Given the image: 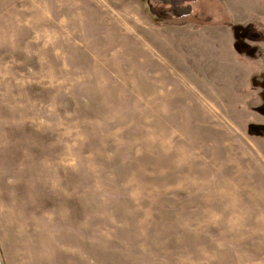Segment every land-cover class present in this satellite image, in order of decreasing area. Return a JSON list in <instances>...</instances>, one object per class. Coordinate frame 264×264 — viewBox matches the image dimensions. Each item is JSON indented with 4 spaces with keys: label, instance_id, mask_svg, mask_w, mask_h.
I'll list each match as a JSON object with an SVG mask.
<instances>
[{
    "label": "rangeland",
    "instance_id": "1",
    "mask_svg": "<svg viewBox=\"0 0 264 264\" xmlns=\"http://www.w3.org/2000/svg\"><path fill=\"white\" fill-rule=\"evenodd\" d=\"M146 1L0 0V264H264V0Z\"/></svg>",
    "mask_w": 264,
    "mask_h": 264
},
{
    "label": "flooded vegetation",
    "instance_id": "2",
    "mask_svg": "<svg viewBox=\"0 0 264 264\" xmlns=\"http://www.w3.org/2000/svg\"><path fill=\"white\" fill-rule=\"evenodd\" d=\"M150 0H147L146 2H147V4H148V2H149ZM161 1V5L160 6H162V5H164V3L166 4H168V5H170L171 7H172V5H173V3H174V0H160ZM179 1H181V2H183L181 5H184V3H187V1L186 0H179ZM190 1V0H189ZM188 1V2H189ZM150 3V2H149ZM180 3V2H179ZM160 15H161V18H163V17H165V16H168L169 15V13L168 12H165L164 10H162L161 8H157V9H155ZM174 14H175V17L176 18H179V19H181L182 17H184V16H186V17H188V15H189V13H187V11H185V10H181V9H179L178 7H172L171 8V13H170V15H172V16H174ZM261 114H264L263 112L261 113Z\"/></svg>",
    "mask_w": 264,
    "mask_h": 264
},
{
    "label": "trees",
    "instance_id": "3",
    "mask_svg": "<svg viewBox=\"0 0 264 264\" xmlns=\"http://www.w3.org/2000/svg\"><path fill=\"white\" fill-rule=\"evenodd\" d=\"M174 5H176V3H173ZM185 11H188V10H185ZM190 11V10H189Z\"/></svg>",
    "mask_w": 264,
    "mask_h": 264
}]
</instances>
